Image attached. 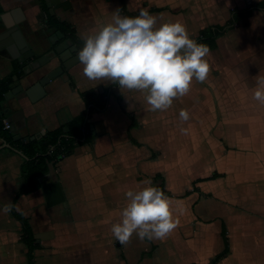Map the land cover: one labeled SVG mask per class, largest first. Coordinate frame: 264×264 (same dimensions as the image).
Listing matches in <instances>:
<instances>
[{"label": "crops", "instance_id": "obj_1", "mask_svg": "<svg viewBox=\"0 0 264 264\" xmlns=\"http://www.w3.org/2000/svg\"><path fill=\"white\" fill-rule=\"evenodd\" d=\"M53 7L0 0V81L10 82L7 92L20 80L38 82L52 67L26 77L27 62L11 55L16 42L2 30L20 28L37 58L39 42L50 48L58 30V42L72 38L82 46L80 33L110 21L117 9L131 17L145 9L158 24L179 21L193 39L227 23L234 8L249 14L248 23H230L218 46L208 47L207 79H194L166 111H150L138 92L123 90L127 100L119 85L88 80L79 61L46 91L34 90V101L5 97L3 121L12 118L19 128H10L11 140L0 136V208L9 200L15 206L0 211V264H210L226 248L218 264H264V104L253 99L256 77L264 75V0H72L69 8ZM181 109L190 114L186 122ZM78 125L87 138L52 162L38 189L18 194L25 183L21 143ZM146 179L164 182L179 224L164 240L133 234L122 245L111 226L126 191ZM16 213L31 225V255Z\"/></svg>", "mask_w": 264, "mask_h": 264}, {"label": "clouds", "instance_id": "obj_2", "mask_svg": "<svg viewBox=\"0 0 264 264\" xmlns=\"http://www.w3.org/2000/svg\"><path fill=\"white\" fill-rule=\"evenodd\" d=\"M83 44L78 60L84 77L90 81L119 85L122 93L138 92L144 96L150 111H166L173 100L188 94L195 79L204 82L210 71L206 56L209 48L191 38L179 21L158 24L157 17L141 9L135 17L115 10L110 21L81 32ZM129 100V97L125 95ZM253 99L264 104V75L256 77ZM180 120L190 114L181 109ZM182 134L188 129L181 128ZM137 190L125 193L126 205L111 232L120 244H127L133 234L141 241L164 240L178 226L168 196L151 180ZM15 206L9 200L0 211L11 212Z\"/></svg>", "mask_w": 264, "mask_h": 264}, {"label": "trees", "instance_id": "obj_3", "mask_svg": "<svg viewBox=\"0 0 264 264\" xmlns=\"http://www.w3.org/2000/svg\"><path fill=\"white\" fill-rule=\"evenodd\" d=\"M248 10H241L240 8H234L232 11V17L225 24H216L206 27L200 31L199 36L195 38L198 43H203L209 48H216L218 46V38L226 33V29L230 23H237L243 21L248 23ZM127 16H132L130 12L126 11ZM66 31L74 36L73 30L65 23L59 24ZM75 37V36H74ZM10 82L0 81V136L10 139L11 130L5 128L2 113V102L5 99L6 92L8 90V84ZM87 138L83 125L65 130L64 128H58L48 132L40 140H27L21 143V148L26 153V159L22 165V175L25 179V183L20 188L18 194L28 193L38 189L41 185L39 178L49 171L52 162L60 159L63 155L69 154L74 149L78 139ZM159 187L165 195H169L170 192L166 190L164 182L156 185ZM16 216L23 223L24 239L31 250L35 249L33 244L32 228L27 218L16 213ZM227 241V239H226ZM228 253L226 248L220 254H218L210 264H218V262Z\"/></svg>", "mask_w": 264, "mask_h": 264}, {"label": "water", "instance_id": "obj_4", "mask_svg": "<svg viewBox=\"0 0 264 264\" xmlns=\"http://www.w3.org/2000/svg\"><path fill=\"white\" fill-rule=\"evenodd\" d=\"M45 1L48 3L51 12H55V8L53 7V5H55L56 7L63 6L64 8H69L72 5V0ZM1 33L3 35L10 34L15 40L16 45L10 46L9 50L12 52V56H16L15 54L19 52V58L21 62L24 64L27 62V64H25V66L23 67L26 77L32 75L38 70L52 67L50 70H46V72L39 78L38 82H30V84L29 82H22V80H20V82H15L11 85L9 92L6 93L5 97H8V95L16 96L19 99L23 97H30L34 101V97L32 95L34 90H36L37 88H41L46 91L45 87L49 85L52 80L64 74L79 61L78 50L82 46L80 44H77L72 38H65L64 40L58 42V40L56 39L57 36L59 38H64L62 31L60 30L56 32L55 36L50 37V48H45V40L39 42V47L43 49V54L37 58H35V50L30 48L27 40L23 38V32L20 30V28H17L16 30L11 32H9L8 30H2ZM12 56L6 55V57H8L10 60H12ZM9 121H12V118H9ZM18 128L19 126L16 125V121L14 120L11 123V130L16 131ZM1 148L2 147H0V149ZM19 153L25 156L22 152Z\"/></svg>", "mask_w": 264, "mask_h": 264}, {"label": "built area", "instance_id": "obj_5", "mask_svg": "<svg viewBox=\"0 0 264 264\" xmlns=\"http://www.w3.org/2000/svg\"><path fill=\"white\" fill-rule=\"evenodd\" d=\"M5 128L10 129L11 128V123L9 121L5 122Z\"/></svg>", "mask_w": 264, "mask_h": 264}]
</instances>
